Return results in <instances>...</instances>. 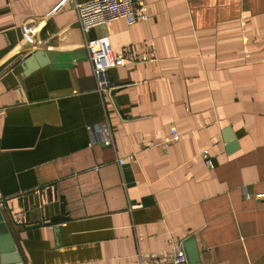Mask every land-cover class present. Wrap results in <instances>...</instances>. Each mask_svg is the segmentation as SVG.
Returning <instances> with one entry per match:
<instances>
[{
	"label": "crops",
	"instance_id": "obj_1",
	"mask_svg": "<svg viewBox=\"0 0 264 264\" xmlns=\"http://www.w3.org/2000/svg\"><path fill=\"white\" fill-rule=\"evenodd\" d=\"M135 1L147 20L85 33L72 1L0 0V213L20 263L136 264L194 236L202 264H264V0ZM90 38L146 58L99 92Z\"/></svg>",
	"mask_w": 264,
	"mask_h": 264
},
{
	"label": "built area",
	"instance_id": "obj_2",
	"mask_svg": "<svg viewBox=\"0 0 264 264\" xmlns=\"http://www.w3.org/2000/svg\"><path fill=\"white\" fill-rule=\"evenodd\" d=\"M72 1L77 12V19L83 32L91 28L105 24L111 20L122 19L128 25L134 24L137 20H147L145 6L137 4L135 0H63L62 4ZM30 28L25 31L28 33ZM88 53V60L92 67V73L96 81V90L109 91L113 88V83L107 78V72L114 67L126 64L128 61L143 60L145 53L134 56L128 52H113L110 44L105 38H90L85 42ZM4 108L0 107V114ZM102 131L106 134L105 130ZM104 134L103 142L111 144V138ZM178 132L170 129L169 141H177ZM201 157L207 167H213L212 159L207 150H202ZM120 164L124 163V158L118 159ZM3 204L0 194V206ZM136 264H188L187 257L182 245H177L169 249L152 254L150 259L142 260L138 258Z\"/></svg>",
	"mask_w": 264,
	"mask_h": 264
},
{
	"label": "water",
	"instance_id": "obj_3",
	"mask_svg": "<svg viewBox=\"0 0 264 264\" xmlns=\"http://www.w3.org/2000/svg\"><path fill=\"white\" fill-rule=\"evenodd\" d=\"M188 264H202L196 238L194 236L182 241ZM21 264L12 243L4 218L0 213V264Z\"/></svg>",
	"mask_w": 264,
	"mask_h": 264
}]
</instances>
